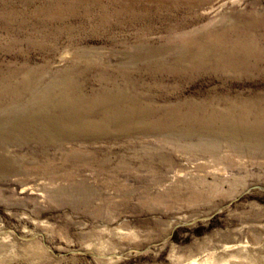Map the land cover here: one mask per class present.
<instances>
[{
  "label": "rangeland",
  "instance_id": "rangeland-1",
  "mask_svg": "<svg viewBox=\"0 0 264 264\" xmlns=\"http://www.w3.org/2000/svg\"><path fill=\"white\" fill-rule=\"evenodd\" d=\"M0 264H264V0H0Z\"/></svg>",
  "mask_w": 264,
  "mask_h": 264
},
{
  "label": "bare ground",
  "instance_id": "bare-ground-1",
  "mask_svg": "<svg viewBox=\"0 0 264 264\" xmlns=\"http://www.w3.org/2000/svg\"><path fill=\"white\" fill-rule=\"evenodd\" d=\"M74 6V5H73ZM62 13V12H61Z\"/></svg>",
  "mask_w": 264,
  "mask_h": 264
}]
</instances>
